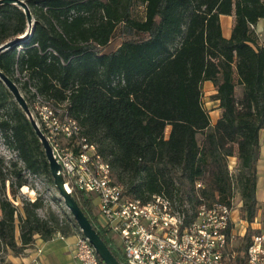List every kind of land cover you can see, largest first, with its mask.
Returning a JSON list of instances; mask_svg holds the SVG:
<instances>
[{
    "label": "trees",
    "instance_id": "trees-1",
    "mask_svg": "<svg viewBox=\"0 0 264 264\" xmlns=\"http://www.w3.org/2000/svg\"><path fill=\"white\" fill-rule=\"evenodd\" d=\"M26 3L29 10L38 7L40 12L30 34L0 52V70L12 79L16 65L35 80L39 93L65 101L82 134L108 160L113 178L128 195L147 200L164 192L192 209L215 200L230 205L228 160L235 157L242 185L241 217L253 220L259 131L264 129V46L254 25L264 20V0ZM134 3L144 6L143 19L130 17ZM220 14L234 15L228 38L221 34ZM26 23L18 6L0 4V44L23 35ZM114 37L121 39L119 46L104 51ZM233 67L243 87L239 96L234 93ZM205 80L216 86L211 98L218 102L220 115L213 124L200 101ZM7 95L0 80V108ZM14 115L13 122L0 119V130L5 135L10 131L25 168L50 175L26 115L21 109ZM70 194L92 224L80 196L74 190ZM38 207L36 199L22 204L18 244L15 207L2 202L0 250L19 253L35 235L48 239L62 233L57 216L51 212L41 217Z\"/></svg>",
    "mask_w": 264,
    "mask_h": 264
},
{
    "label": "built area",
    "instance_id": "built-area-1",
    "mask_svg": "<svg viewBox=\"0 0 264 264\" xmlns=\"http://www.w3.org/2000/svg\"><path fill=\"white\" fill-rule=\"evenodd\" d=\"M34 107L37 119L32 117L68 192L80 196L92 226L121 264H264V227L246 228L238 239L233 231V197L230 205L215 200L194 209L164 192L147 200L132 197L113 178L108 160L82 134L66 103L45 97L38 98ZM114 237L120 245L114 244ZM35 252L38 255L41 248ZM72 256L73 264H104L81 232L76 234Z\"/></svg>",
    "mask_w": 264,
    "mask_h": 264
},
{
    "label": "rangeland",
    "instance_id": "rangeland-1",
    "mask_svg": "<svg viewBox=\"0 0 264 264\" xmlns=\"http://www.w3.org/2000/svg\"><path fill=\"white\" fill-rule=\"evenodd\" d=\"M27 2V0H24ZM32 15V23L36 20L39 14L38 7H30ZM36 13V14H35ZM130 17L133 19H143L144 18V6L141 4L134 3L130 9ZM100 13L95 14V19L99 20ZM28 24L26 23V28L24 33L28 29ZM121 42L119 37H114L105 46L104 51H112L116 49ZM20 49V46H17ZM12 79L17 85L21 95L24 97L27 106L31 112V115L36 117L35 103L38 98H45L44 94L39 93L36 90L35 80L30 79L28 73L25 71H20L15 65L12 72ZM232 80L234 83V93L239 96L242 92V84L238 81V76L235 73L233 67ZM213 83V82H212ZM3 84V83H2ZM215 89L216 86L213 83ZM4 88L7 87L3 84ZM9 92L4 99V105L0 108V119H6L8 122L14 121V110L21 109L20 106L15 101L13 95ZM203 85L201 84V95L200 101L203 108L208 112L214 109L213 105L215 101L211 98L213 94H206ZM62 103H66L65 101ZM210 118V117H209ZM16 119V118H15ZM211 123V118H210ZM169 126L165 128V136L168 135ZM10 131L5 135L4 132L0 130V205L4 200L10 202L12 206L15 207L14 211V235L15 238L18 237L19 233V218L23 215L22 204L26 201L38 200L39 207L36 210L38 215L41 217H46L49 213L53 212L57 218L62 233H69L71 231H78L79 227L74 221L69 209L65 206L63 198L59 195L56 189L52 177L46 172L40 171L38 173H32L27 168H25L23 161L19 158L16 149L13 147V140L9 136ZM9 136V137H8ZM28 140L31 139V135H27ZM198 141L202 138V133L198 132L196 134ZM39 140V139H38ZM31 148L33 153L36 155L37 150L35 144L31 143ZM42 149V146H41ZM228 169L232 178V196L234 206L239 201L242 202L243 198L241 195L242 185L240 182V171L238 161L232 162V159L228 160ZM126 179V178H125ZM238 216L241 217V210L239 208ZM3 215V211L0 208V218ZM115 245H120L117 237L113 238ZM244 241L242 242V245Z\"/></svg>",
    "mask_w": 264,
    "mask_h": 264
},
{
    "label": "crops",
    "instance_id": "crops-1",
    "mask_svg": "<svg viewBox=\"0 0 264 264\" xmlns=\"http://www.w3.org/2000/svg\"><path fill=\"white\" fill-rule=\"evenodd\" d=\"M219 24L221 34L228 38L231 34L232 26L234 24L233 14H220ZM260 41L264 46V20L259 19L254 25ZM206 94H214L216 89L213 83L205 80L202 83ZM215 101V100H214ZM214 109L208 111L213 124L220 115V108L218 102L215 101ZM232 162L235 157H230ZM255 199L256 211L251 222L239 217V208L242 202L236 203L235 209L232 212L234 220V233L237 234L238 239L245 233L246 228L257 231L264 227V129L259 131V155L255 165ZM60 233V232H59ZM77 231L71 233L57 235L53 234L48 239H43L39 235H35L31 244L27 245L21 252L15 253L8 248L0 250V264H33L34 260H38V264H73V249L76 241ZM16 242L19 244V238L16 237ZM36 248H41V252L37 255Z\"/></svg>",
    "mask_w": 264,
    "mask_h": 264
},
{
    "label": "water",
    "instance_id": "water-1",
    "mask_svg": "<svg viewBox=\"0 0 264 264\" xmlns=\"http://www.w3.org/2000/svg\"><path fill=\"white\" fill-rule=\"evenodd\" d=\"M3 3L13 4L18 6L25 14L26 22L29 28L23 35H20L15 39H11L0 44V52L14 44H17L21 39L27 37L30 34V31L33 27L32 15L27 3L24 0H0V4ZM0 80L13 95L15 101L26 115L33 131L35 132V135L39 139V142L42 146L45 158L48 163V169L50 176L53 179V183L56 189L58 190L59 195L63 198L65 206L69 209L72 217L74 218V221L78 225L80 232L83 234V236H85L88 239L89 243L93 246L96 254L100 257L101 261L104 264H121L118 261V259L113 255V253L110 251V249L103 241V239L100 237V235L95 230V228L92 226L87 216L83 213V211L78 206L77 202L71 196L70 192H68L67 187L64 184L63 177L61 176V174L58 173L59 165L52 157L51 148L47 140L45 139L44 135L42 134L41 130L38 128L37 124L35 123L31 115V112L27 106V103L24 97L21 95L17 85L2 70H0Z\"/></svg>",
    "mask_w": 264,
    "mask_h": 264
}]
</instances>
